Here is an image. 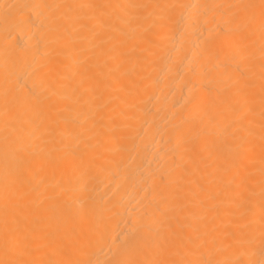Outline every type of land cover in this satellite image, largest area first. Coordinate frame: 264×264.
<instances>
[{
  "label": "bare ground",
  "instance_id": "obj_1",
  "mask_svg": "<svg viewBox=\"0 0 264 264\" xmlns=\"http://www.w3.org/2000/svg\"><path fill=\"white\" fill-rule=\"evenodd\" d=\"M0 264H264V0H0Z\"/></svg>",
  "mask_w": 264,
  "mask_h": 264
}]
</instances>
